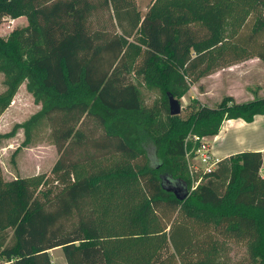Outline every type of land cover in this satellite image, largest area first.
Wrapping results in <instances>:
<instances>
[{
    "label": "trees",
    "instance_id": "obj_1",
    "mask_svg": "<svg viewBox=\"0 0 264 264\" xmlns=\"http://www.w3.org/2000/svg\"><path fill=\"white\" fill-rule=\"evenodd\" d=\"M104 9L117 31L95 26ZM22 16L27 25L0 36V102L25 81L40 108L0 136L22 129L26 145L46 118L58 157L48 173L11 180L0 167V259L53 264L49 251L60 248L64 264H264L261 152L222 158L194 189L186 164L198 146L189 133L251 122L264 96L197 102L186 117L168 108V94L179 99L200 77L264 61V0H147L143 9L137 0H0V20ZM130 73L163 91V116L143 105ZM89 121L100 137L83 128ZM228 242L247 258L225 260Z\"/></svg>",
    "mask_w": 264,
    "mask_h": 264
},
{
    "label": "rangeland",
    "instance_id": "obj_2",
    "mask_svg": "<svg viewBox=\"0 0 264 264\" xmlns=\"http://www.w3.org/2000/svg\"><path fill=\"white\" fill-rule=\"evenodd\" d=\"M146 2L147 0H140V2H138L139 7L143 9ZM93 20L95 26L102 31L110 33L117 31V28H115L109 17V11H107V9L102 10L98 17L95 19L93 18ZM25 25H27L26 18L18 17L10 19L5 17L0 20V36L6 38L15 28L24 27ZM254 76H256V78H254ZM259 76L258 74H246L244 79H247L248 77L251 78V80L252 78L258 80ZM218 77V79L212 80V78L207 75L200 77L193 82H190L188 79L190 84L178 99L181 107L179 115L182 117L188 116L198 106L197 102L210 107H215L221 101L223 96L231 94V89L236 97V101H243L241 98V95L243 94L240 85L242 80L241 77L236 75H233L232 77ZM129 79L137 85V88L141 93L143 105L153 108L159 107L161 109L160 116H163L161 108L163 91L156 86L138 83L132 73H130ZM4 80L5 76L0 72V96L5 95L6 86ZM250 94L252 93L250 92ZM39 106L40 104L34 103L32 94L26 90L25 81L21 82L9 101H6V103L0 102V134L11 130L15 123L26 121L40 108ZM238 122L237 119L233 122H227L222 129H220L219 136L225 134V137L223 140L219 139L218 144L221 145L224 143L226 150H232L238 144L250 145L251 142L256 139L257 135L264 133L263 115L258 116L255 121L250 123L240 125ZM82 126L87 131L91 130L92 134L95 135V138L102 135L100 128L95 126L92 121L86 122ZM51 131L52 124H50L46 118H42L32 126L29 141L26 145H22L24 140L22 129H18L13 137L0 136V167L4 179L11 180L16 177H27L41 173H48L50 171L58 157ZM196 137L199 136L189 133L187 139L198 145L201 144V140L199 139H202V142H204L211 151V144L208 141V137L210 136L199 137L198 139ZM146 146L150 158L156 163L159 158L155 157L153 151L154 146L149 141ZM194 149L195 147H192L186 156L188 175L192 179V186H195V183H193L195 179H201L202 181L203 178L202 168L196 158ZM76 153L77 151L74 150V157ZM164 180L165 183H171L169 177H164ZM220 253L225 260L230 262L241 258H247V250L245 247L231 242L224 243ZM49 254L53 264H57V262H60V259L64 257L60 248L51 249Z\"/></svg>",
    "mask_w": 264,
    "mask_h": 264
},
{
    "label": "crops",
    "instance_id": "obj_3",
    "mask_svg": "<svg viewBox=\"0 0 264 264\" xmlns=\"http://www.w3.org/2000/svg\"><path fill=\"white\" fill-rule=\"evenodd\" d=\"M137 2H140V0H137ZM22 18H25V17L22 16ZM255 73L258 74V76L260 75L258 80L254 79V78H256V76H254V78H252V80H251V78H248V77H247V79H244L246 74L256 75ZM233 75H236V76L242 78L240 85H241V89L243 92V94L241 95V98L243 99V101L252 99L256 94H257L256 96H264V61H262L258 57H251V58H248V59L243 60L241 62L235 63L231 66L219 69V70L211 73L208 76H210L212 78V80H214V79H218L219 78L218 76L232 77ZM250 92L252 94H250ZM230 93L231 94H227V95H232L234 97V99L236 100V97L234 96L232 89H231ZM258 116H262V115L261 114L255 115L254 119L251 122L255 121V119ZM234 120L235 119L224 120L222 122L220 129H222V127L227 122H233ZM237 120L239 121L238 123L240 125L245 124V123H250V122H245L244 120L239 119V118H237ZM220 129H219L217 134L208 137V141L211 144L210 148H211L212 154H214L215 156L222 159L226 156H229L231 154L241 152L244 150L259 151V152H261L262 157H263V165L261 168V173H262V175H264V139H263L264 133L257 135L256 139L253 142H251L250 145L238 144L234 148L232 146V148H233L232 150H229V149L226 150L224 143H222L221 145L218 144V140L219 139L223 140L225 137V134H223L222 136H219ZM229 135H230V133H229ZM64 263H65L64 257L62 259H60V262L59 261L57 262V264H64Z\"/></svg>",
    "mask_w": 264,
    "mask_h": 264
},
{
    "label": "built area",
    "instance_id": "obj_4",
    "mask_svg": "<svg viewBox=\"0 0 264 264\" xmlns=\"http://www.w3.org/2000/svg\"><path fill=\"white\" fill-rule=\"evenodd\" d=\"M196 138L198 139L199 137ZM199 140H201V144L198 145V147L195 149V155L199 161L200 167L202 168V173L207 174L212 172L217 167L220 159L219 157L211 153L206 144L202 142V139ZM200 181L201 179H195L193 181V183H195V186L191 185V189H194L200 183ZM0 264H13V261L0 259Z\"/></svg>",
    "mask_w": 264,
    "mask_h": 264
},
{
    "label": "water",
    "instance_id": "obj_5",
    "mask_svg": "<svg viewBox=\"0 0 264 264\" xmlns=\"http://www.w3.org/2000/svg\"><path fill=\"white\" fill-rule=\"evenodd\" d=\"M168 108L170 115H178L181 111L179 100L176 99L173 95L168 94ZM168 189L173 190L178 195V189L175 186H169ZM184 196L187 194V191L184 189Z\"/></svg>",
    "mask_w": 264,
    "mask_h": 264
}]
</instances>
